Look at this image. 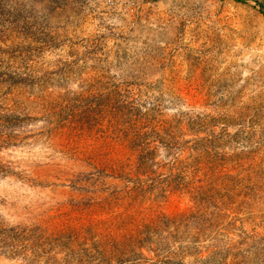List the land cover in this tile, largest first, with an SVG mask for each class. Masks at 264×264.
<instances>
[{"label":"rangeland","instance_id":"obj_1","mask_svg":"<svg viewBox=\"0 0 264 264\" xmlns=\"http://www.w3.org/2000/svg\"><path fill=\"white\" fill-rule=\"evenodd\" d=\"M260 7L0 0V264H264Z\"/></svg>","mask_w":264,"mask_h":264},{"label":"trees","instance_id":"obj_2","mask_svg":"<svg viewBox=\"0 0 264 264\" xmlns=\"http://www.w3.org/2000/svg\"><path fill=\"white\" fill-rule=\"evenodd\" d=\"M261 8V10H262V14H263V17H264V9L262 8V7H260Z\"/></svg>","mask_w":264,"mask_h":264},{"label":"built area","instance_id":"obj_3","mask_svg":"<svg viewBox=\"0 0 264 264\" xmlns=\"http://www.w3.org/2000/svg\"><path fill=\"white\" fill-rule=\"evenodd\" d=\"M110 3V2H109Z\"/></svg>","mask_w":264,"mask_h":264}]
</instances>
